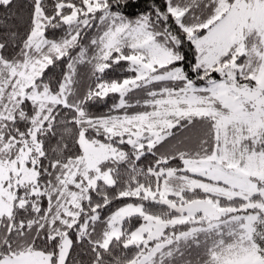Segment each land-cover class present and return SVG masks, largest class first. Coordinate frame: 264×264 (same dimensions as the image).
I'll return each mask as SVG.
<instances>
[{
    "label": "snow or ice",
    "instance_id": "1",
    "mask_svg": "<svg viewBox=\"0 0 264 264\" xmlns=\"http://www.w3.org/2000/svg\"><path fill=\"white\" fill-rule=\"evenodd\" d=\"M0 264H264V0H0Z\"/></svg>",
    "mask_w": 264,
    "mask_h": 264
},
{
    "label": "trees",
    "instance_id": "2",
    "mask_svg": "<svg viewBox=\"0 0 264 264\" xmlns=\"http://www.w3.org/2000/svg\"><path fill=\"white\" fill-rule=\"evenodd\" d=\"M103 110V109H102Z\"/></svg>",
    "mask_w": 264,
    "mask_h": 264
}]
</instances>
